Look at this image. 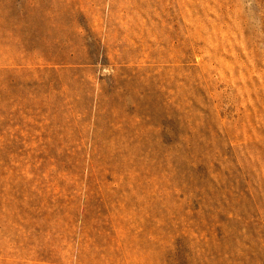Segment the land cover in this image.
Segmentation results:
<instances>
[{
  "label": "rangeland",
  "instance_id": "obj_1",
  "mask_svg": "<svg viewBox=\"0 0 264 264\" xmlns=\"http://www.w3.org/2000/svg\"><path fill=\"white\" fill-rule=\"evenodd\" d=\"M0 264H264V0H0Z\"/></svg>",
  "mask_w": 264,
  "mask_h": 264
}]
</instances>
